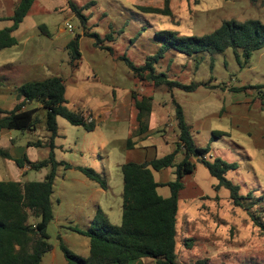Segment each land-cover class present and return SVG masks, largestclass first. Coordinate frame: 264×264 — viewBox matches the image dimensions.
<instances>
[{
  "label": "rangeland",
  "instance_id": "rangeland-1",
  "mask_svg": "<svg viewBox=\"0 0 264 264\" xmlns=\"http://www.w3.org/2000/svg\"><path fill=\"white\" fill-rule=\"evenodd\" d=\"M19 1L0 0V30L12 25L10 17ZM71 5L86 17L85 24ZM138 5L161 7L162 0H34L23 21L12 32L16 44L0 49V105L5 107L16 97L15 88L23 82L52 76L62 77L67 85H72V80L83 79L82 82L105 90L114 88L123 93L132 89L140 96L153 97V113L149 117L152 129L145 143L155 146L149 149H127L128 137L138 139L134 135L137 124L132 119L113 121L109 118L100 123L112 137L110 154L104 156L107 174H102L108 181V191H100L97 196L95 188L99 189V185L92 181L80 183L79 178L86 177L79 171L56 169L51 196L54 216L47 227L56 257L52 260L53 253L48 252L42 264H67L60 241L73 253L88 255L89 239L70 228L95 227L92 220L96 209L91 196L97 197L111 224L121 223L122 175L117 164L139 160L140 154L143 159L161 157L171 149L163 143L166 141L175 148L179 131L173 100L182 107L195 144L209 145L211 155L237 164L225 177L239 186L240 193L251 191L254 196L264 193V48L252 52L246 61L242 57L237 59L231 48L221 53L202 52L190 56L169 50L155 64L156 70L164 72L171 81L194 83L196 87L192 91L133 79L131 70L121 59L126 56L135 65H142L161 44L156 33L163 30L201 36L211 33L223 20L256 19L264 25V0H170V16L143 13L136 8ZM66 23L72 26V32L66 28ZM77 35L80 36L81 58L75 69L70 64L66 45ZM75 109H82L81 104H75ZM44 114L42 109L38 111L42 121ZM57 122L60 128L61 123L65 124L69 142L84 141L85 131L77 132L62 117H57ZM42 127L38 129L43 130ZM2 130L0 180H14L20 171L2 153H10L11 140L15 141L14 146L25 147L27 140H43L44 132ZM215 131L226 135L212 139ZM71 148H66L65 158L75 162L80 153ZM27 153L39 161L47 157L48 150L34 146ZM60 155L56 152L57 160ZM179 160L180 154L176 157V161ZM194 161L195 169L183 178L178 197L177 264H194L200 259H206L207 264H264V235L243 209L232 205L229 191L225 187L215 190L217 180L202 163ZM49 171V166L28 170L20 178L41 181ZM173 171L167 168L163 178L159 172H154L157 180L165 183L168 177L174 179ZM165 191L169 192L168 186ZM261 205L264 206V200ZM187 238H191L190 246L185 245ZM143 260L144 264H154L150 258Z\"/></svg>",
  "mask_w": 264,
  "mask_h": 264
},
{
  "label": "trees",
  "instance_id": "trees-1",
  "mask_svg": "<svg viewBox=\"0 0 264 264\" xmlns=\"http://www.w3.org/2000/svg\"><path fill=\"white\" fill-rule=\"evenodd\" d=\"M34 0H20L10 17L12 25L0 30V49L16 44L12 32L18 28ZM72 9L85 24L86 17L73 5ZM136 8L143 13L172 15L170 0H162L161 7L141 6ZM162 40L152 55L142 65H135L126 56L121 59L126 63L140 82L148 81L155 86L166 85L187 91L195 89L194 83L181 84L168 79L164 72L157 71V64L169 50L185 55L208 52L221 53L231 48L237 59L249 58L252 52L264 48V25L256 19L238 21L223 20L219 27L211 33L201 36L179 35L173 30L156 33ZM107 38H111L107 35ZM80 36L66 45L69 51L72 68L78 67L81 58L79 50ZM98 45L99 42H96ZM264 87V85L262 86ZM65 84L60 76H52L43 80L26 81L15 88V94L21 99L12 109L0 108V131L19 130L34 131L40 123L38 110L45 112L44 127L49 133L45 143L40 140L28 146L48 147V155L39 161H30L26 155L13 158L7 153L3 157L12 160L19 169L37 170L49 166L50 171L41 181L0 180V264H41L42 257L53 245L49 242L48 224L53 219L51 195L56 176V169L62 165L70 168L71 164L57 161L54 155V139L58 133L56 118L61 116L72 125H81L87 131L95 127L94 121L87 122L84 112L71 110L66 106L64 98ZM133 106L136 109V129L134 135L148 132V121L152 112V96L131 93ZM38 102L40 108H25L29 102ZM178 137L175 148L170 153L150 160L135 162L126 161L120 165L122 175L121 223L113 225L108 215L100 208L96 209L92 223L86 230H75L89 239V252L81 256L69 250L61 241L60 249L68 264H130L131 262L150 258L154 264H177V217L178 197L183 188V178L191 174L196 166L195 160L202 163L210 175L217 180L215 190L225 187L229 191V200L234 207L243 209L252 223L264 235V193L254 196L251 191L240 193L237 184L225 177L237 164L228 162L219 156L208 157L210 146H197L190 133V127L184 119L182 107L173 100ZM226 135L215 131L213 138ZM126 143L130 144L128 138ZM1 153V152H0ZM178 154L181 160L176 161ZM88 179L107 189L103 175L91 167H76ZM173 168L174 179L166 183L155 181L152 170L160 171ZM168 186L170 195L162 197L159 186ZM260 205V206H259ZM257 206V207H256ZM191 238L185 240L190 246ZM194 264H207L206 259L196 260Z\"/></svg>",
  "mask_w": 264,
  "mask_h": 264
},
{
  "label": "crops",
  "instance_id": "crops-1",
  "mask_svg": "<svg viewBox=\"0 0 264 264\" xmlns=\"http://www.w3.org/2000/svg\"><path fill=\"white\" fill-rule=\"evenodd\" d=\"M82 81H83V79L80 80V81L79 80H74V81L72 80V82H73L72 85H70V84L67 85L65 80H64V84H65L64 98L66 100V106L69 109H71V110H81L84 113L85 112H89L92 115V117H93V121L95 123V127H94V129L92 131H87V130L84 129L83 126H81V125H72L64 118L70 125H72L73 129H75L77 132L85 131L84 132L85 139H84L83 142L82 141L81 142L73 141L71 143V142L68 141V136L66 134V126H65V124L61 123L62 127L60 128V126H59L60 123L57 122L58 133H57V136L54 139V144H55L54 155H55V159H56V152H60L61 153V155H60L61 157H59V159L58 160L56 159V160L57 161H64V162H67V163L71 164L70 168H65V169H70V170L75 169L76 171H79L80 173H82L80 170H78L76 168L77 166L91 167L94 170H96L97 172H99V173L103 174L104 176H106L105 174H107V171H106V165L104 166V160H105L104 156H108L110 154L109 146H110V144L112 142V137H111L110 133H106L102 129V127L100 126V123L103 122V121H106L109 118H113V121H119V120H122V119L123 120H125V119H127V120L130 119L131 120L132 119L133 121H135V124H137L136 123V113H137V111H136V109L133 106V102H132V98H131V93H132L133 90L132 89H126V90H124L123 93H120V92L116 91L114 88H109V89L105 90V89H102V88L96 86L95 84L93 85L91 83H84ZM106 95H109V96H107V99L105 98ZM20 100L21 99H18L17 97H14L11 102H8L9 106L5 107L3 105H0V108L5 109V110H10ZM32 104H35V105H32ZM75 104H81L82 109H75ZM25 108H40V104L38 102L32 101V102H29L25 106ZM152 113L153 112H151L150 115H152ZM57 117H61V116H57ZM44 118H45V114H44ZM44 118H43V121H42L41 118H39L40 123L38 124L37 129L34 130V131H30V132H33V133H35V132L37 133L40 130L38 128L40 126L41 127L43 126L42 127L43 130H40V131L44 132L43 140H40V139H36L35 140V141L40 140L42 143H45L47 138H48V136H49V133L45 130V127H44ZM56 121H57V118H56ZM132 128H135V127L133 126ZM151 129H152V125H150L149 121H148V132L144 133L142 135H139L138 139H131V143L130 144L126 143L127 149L128 150H135L137 148L149 149L150 147L155 146L154 143H145V141L148 139L147 137H149V133H150ZM5 130H6V132L8 131L7 129H5ZM1 133H4L3 130H2ZM87 133H90V134H87ZM128 138H130V137H128ZM35 141L27 140L26 144H25V147H16V146H14L15 141L11 140L10 141L11 151H10V153L8 152L7 154H9L13 158H20L23 155H26L27 158L30 161H35L36 159L30 157L28 155V153H27L30 147H34V146H28V144H31L32 142H35ZM138 141L141 142L140 145L137 144ZM163 143L168 145L169 148H171L170 152L173 151V148H172V145H171L170 142L166 141V142H163ZM68 145H72L74 149H72ZM41 147H43L44 149L48 150V147H46V146H41ZM68 147L71 148L72 151L74 150L75 153H80L79 156H78L77 161H75L76 163L74 161H72L71 159L65 158V156H66L65 153L67 152L66 148H68ZM99 152H103V153H105V155L101 156V154H99ZM47 155H48V153H47ZM133 156L136 158V155H133ZM210 156L211 157H215L216 155H211L210 154L209 157ZM154 157H157V156L155 155ZM154 157H152V158H154ZM152 158H146V159L144 158L143 159L141 157V154H140L139 160L132 159V160H128V161L142 162V161L150 160ZM121 164L122 163H118L117 165L120 166ZM58 167H63V166L60 165ZM166 170H167V168L166 169H162L160 171H157L160 174V178L161 177L163 178V176H164L163 173ZM19 171H20V174H18L17 178L14 179V180L25 181V180H23L20 177H22L24 175V173H26L28 170L23 172V169L22 170L19 169ZM152 173H153L155 181H157L159 183H162L161 179L157 180L154 170H152ZM105 180H106V183H107V186H108V188L106 190L103 189L102 187H100V185L98 183L88 179L87 177L86 178H79V182L80 183H86L87 181H92V182L98 184L100 188L99 189L95 188V193H96L97 196L100 195V191H102V193H103V192H106V191L109 190L110 187L108 185V181H107V179H105ZM168 181H170L169 177L166 180V182H168ZM166 187L167 186H165V185L157 187V191L162 197H168L170 195V190H169V192L165 191ZM77 188L80 189V186H77ZM160 188L163 189L162 192H160V190H159ZM76 191L81 193L80 190H76ZM90 201H93V203H94L93 206H94L95 209H97V208L101 209L100 203H99L97 197L91 196ZM95 212L96 211H94L93 216H94ZM88 250H89V247H88ZM49 252L53 253L52 254V260L55 261L56 254L54 252V246ZM43 257H42V259H43ZM143 259L138 260V261H134V262H138L140 264H144L145 260H143ZM41 264H42V262H41Z\"/></svg>",
  "mask_w": 264,
  "mask_h": 264
},
{
  "label": "built area",
  "instance_id": "built-area-1",
  "mask_svg": "<svg viewBox=\"0 0 264 264\" xmlns=\"http://www.w3.org/2000/svg\"><path fill=\"white\" fill-rule=\"evenodd\" d=\"M66 28L69 30V32H72V26L69 23H66ZM84 119L87 122L93 121V117H92V115L89 112H85L84 113Z\"/></svg>",
  "mask_w": 264,
  "mask_h": 264
}]
</instances>
